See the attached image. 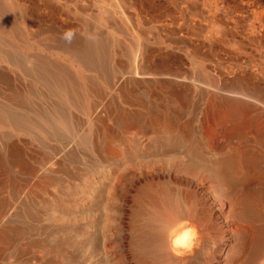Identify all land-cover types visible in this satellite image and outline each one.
<instances>
[{
	"label": "rangeland",
	"instance_id": "rangeland-1",
	"mask_svg": "<svg viewBox=\"0 0 264 264\" xmlns=\"http://www.w3.org/2000/svg\"><path fill=\"white\" fill-rule=\"evenodd\" d=\"M13 1L18 11L7 16L28 48L0 40V197L11 206L0 231L24 235L0 240V264H186L161 261L156 246L193 225L206 240L200 264H246L264 221V0ZM139 46L146 77L133 87ZM77 54L94 63L83 70ZM58 67L92 78L94 109L52 89ZM171 102L181 110L168 127L179 136L191 127L184 144L161 136L162 121L148 123L155 106ZM16 146L19 160L9 154ZM188 148L196 154L181 153ZM216 152L236 161L228 192L202 168H185L189 157L209 164ZM253 203L256 217H238ZM60 211L68 216L57 219ZM170 218L174 227L162 231L159 221Z\"/></svg>",
	"mask_w": 264,
	"mask_h": 264
},
{
	"label": "bare ground",
	"instance_id": "bare-ground-1",
	"mask_svg": "<svg viewBox=\"0 0 264 264\" xmlns=\"http://www.w3.org/2000/svg\"><path fill=\"white\" fill-rule=\"evenodd\" d=\"M5 2V4L7 3V5H3L2 0L0 1V40L3 38H6L8 42H10L9 44H11L12 46H16L19 48L20 45L24 46L25 48H28L27 43L23 42V41H19V37L20 34L18 32V28H16V26L14 25L13 21L11 20L12 17L7 16V15H13V13H16L17 10V6L16 3L12 0H3ZM18 19V18H17ZM26 32V31H25ZM47 33V32H45ZM10 39V40H9ZM14 39V40H13ZM26 41V40H25ZM97 42V41H96ZM98 43V42H97ZM63 44V43H62ZM99 44V43H98ZM0 45H1V41H0ZM3 45V44H2ZM4 47V46H3ZM64 47V46H63ZM100 47V46H99ZM1 48V47H0ZM61 48V46H60ZM98 49V48H97ZM27 50V49H26ZM29 50V49H28ZM86 50V49H85ZM61 51V50H59ZM75 51V50H74ZM82 52V51H81ZM5 53V50H4ZM28 53V52H27ZM135 54V52L133 53ZM132 54V55H133ZM28 55V54H27ZM146 55V47H142L139 46L138 48H136V54L135 56L133 55L132 59H133V65L131 66V71H135L136 74V79L134 77V81L130 82V85L133 86V84L139 85V80L142 77H146V70L142 68V63H143V58ZM88 56V55H87ZM86 55H79L77 54L74 58L77 59L80 63V68H82L83 70H86L89 68V66L94 63L93 58L91 59L89 56L87 57ZM3 57L2 51L0 49V58ZM17 57V56H16ZM21 57V56H20ZM26 59V58H25ZM146 59V58H145ZM21 64V63H20ZM36 64V63H35ZM97 64V63H96ZM41 65V64H39ZM59 65V64H58ZM65 65V64H64ZM98 65V64H97ZM145 64H143L144 67ZM48 66V65H47ZM99 66V65H98ZM71 67V66H70ZM145 68V67H144ZM76 68H74L75 70ZM92 69V68H91ZM99 69V68H98ZM125 69V68H124ZM133 69V70H132ZM40 70V69H39ZM50 70V69H49ZM93 70V69H92ZM6 71V70H5ZM95 71V70H93ZM36 72V71H34ZM48 72V71H47ZM40 73V72H39ZM55 80L53 81L51 87L52 89H54L57 93H59L58 95L61 96L63 99L65 100H69L71 102H75V104H79L80 107L78 105H76L79 109L81 110H85L88 112V110H91V108L94 109V107H92L93 105H91V103L87 100L86 97V93L88 92V90L90 89V85L92 84V78H90L89 76H85L82 70H78L75 72H71L70 70H66V69H61L58 67L57 70H55ZM94 73V72H93ZM52 74V73H51ZM101 74V73H100ZM46 75V74H45ZM102 75V74H101ZM110 75V74H108ZM3 76V75H2ZM44 76V75H43ZM133 76V75H132ZM4 77V76H3ZM33 77V76H32ZM94 77V76H93ZM104 77V76H103ZM19 78V77H18ZM111 78V77H110ZM2 79V78H1ZM33 79V78H32ZM109 79V77H108ZM3 80V79H2ZM7 79H5L6 82ZM1 81V80H0ZM3 82V81H1ZM7 82H9V80H7ZM47 82V81H46ZM143 82V81H142ZM243 82V80H242ZM24 83V82H23ZM244 83V82H243ZM246 83V82H245ZM21 84V83H20ZM43 84V83H42ZM46 84V83H44ZM105 84V83H104ZM111 84V83H109ZM95 85V84H94ZM244 85V84H243ZM97 86V85H96ZM95 86V87H96ZM5 87V86H4ZM19 87V86H18ZM17 87V88H18ZM42 87V86H40ZM134 87V86H133ZM143 87V85H142ZM145 87V86H144ZM259 87V86H258ZM43 88V87H42ZM97 88V87H96ZM96 90V89H95ZM251 90V89H250ZM256 90V89H255ZM258 90V89H257ZM45 91V90H44ZM239 91V90H238ZM6 92V91H5ZM24 92V91H23ZM90 92V91H89ZM100 92V91H99ZM3 93V92H2ZM7 93V92H6ZM5 93V94H6ZM30 93V92H29ZM28 93V94H29ZM32 93V92H31ZM35 93V92H34ZM47 93V92H46ZM146 92L143 90L142 94H145ZM253 93V91L251 92ZM256 93V91H255ZM9 94V93H8ZM254 94V93H253ZM17 95V94H16ZM15 95V97H16ZM94 95V94H93ZM255 95V94H254ZM31 96V95H29ZM101 96V95H100ZM99 96V98H100ZM136 96V95H135ZM10 97V96H9ZM8 97V98H9ZM13 97V96H11ZM26 97V95H25ZM142 97V96H141ZM29 98V97H28ZM97 98V97H96ZM95 98V99H96ZM140 98V97H139ZM2 99V98H1ZM11 99V98H10ZM13 99V98H12ZM16 99V98H15ZM14 99V100H15ZM27 99V98H26ZM41 99V98H39ZM141 99V98H140ZM9 100V99H8ZM7 100V101H8ZM91 100V99H90ZM144 100V99H142ZM11 101V100H9ZM13 101V100H12ZM44 101V100H43ZM98 101V100H97ZM95 101V102H97ZM13 103V102H12ZM11 103V104H12ZM59 104V103H58ZM70 104V103H69ZM96 104V103H95ZM94 104V105H95ZM16 105V104H15ZM14 105V106H15ZM43 105V104H42ZM21 106V105H20ZM49 106V105H48ZM2 107V106H1ZM0 107V108H1ZM6 107V106H5ZM15 107H18V105H16ZM73 107V106H72ZM4 108V107H3ZM9 108V107H8ZM14 108V107H13ZM29 108V107H28ZM53 108V107H52ZM56 108V107H55ZM69 108V107H68ZM163 109L165 108H160L159 105L155 106L154 109H152L150 111L151 113V118L148 121V123H154L156 121H162L163 122V126H162V130H161V136L165 139H177V143H185L186 140H188V130H190V126L188 125V128L186 129V131L183 133L182 136H179L178 134H176L174 132V130L170 129L168 127V121L172 120V119H176L177 116L179 115V111L181 110L180 106L175 105L174 102H171V104H169V108L163 111ZM57 110V109H56ZM54 111V110H53ZM61 111V110H60ZM67 111V110H66ZM99 111V110H98ZM2 112V110H1ZM11 112V109H10ZM20 112V111H19ZM22 112V111H21ZM27 112V111H26ZM164 112V113H163ZM37 113V112H36ZM53 113V112H52ZM56 113V112H55ZM96 113V112H95ZM18 114V113H17ZM94 114V113H93ZM9 115V114H8ZM16 115V114H14ZM34 115V114H33ZM91 115V114H90ZM96 115V114H95ZM111 115V114H110ZM6 116V115H5ZM44 116V115H43ZM94 116V115H92ZM99 116V115H98ZM2 117V116H1ZM0 117L1 122H3V118ZM11 117V116H10ZM20 117V116H19ZM55 117V116H54ZM64 117V116H63ZM103 117V116H102ZM12 118V117H11ZM44 118V117H43ZM93 118V117H92ZM7 119V117L5 118ZM23 119V118H22ZM42 119V118H41ZM96 119V118H94ZM93 119V120H94ZM8 120V119H7ZM69 120V119H68ZM73 120V118H72ZM71 120V121H72ZM23 121V120H22ZM67 120H64V122H66ZM99 121V120H98ZM7 122V121H6ZM49 122V121H48ZM68 122V121H67ZM70 122V121H69ZM18 123V122H17ZM47 123V122H46ZM73 123V122H72ZM146 123V122H145ZM9 124V123H8ZM12 124V123H11ZM40 124V123H39ZM62 124V122H61ZM97 124V122H96ZM95 124V125H96ZM2 125V124H1ZM18 125V124H17ZM16 125V126H17ZM25 125V124H24ZM65 125H68L67 123ZM71 125V124H70ZM161 125V124H160ZM12 126V125H11ZM14 126V125H13ZM46 126V125H45ZM60 126V125H59ZM73 126V124H72ZM5 127V125H4ZM19 127V125H18ZM26 127V126H25ZM29 127V126H27ZM26 127V128H27ZM63 127V126H62ZM66 127V126H65ZM74 127V126H73ZM90 127V126H89ZM24 128V129H26ZM99 128V127H98ZM7 129V128H6ZM13 129V128H12ZM15 129V128H14ZM20 129V128H19ZM30 129V128H29ZM62 129V128H61ZM106 128H104L105 131ZM21 130V129H20ZM28 130V129H27ZM63 130V129H62ZM68 130H70L68 128ZM73 130V129H72ZM79 130V129H78ZM101 130V129H100ZM100 130L98 129V132L100 133ZM10 131V130H9ZM24 131V130H21ZM33 132V128L32 130H29ZM28 132V131H27ZM90 132V131H89ZM88 132V133H89ZM29 133V132H28ZM65 133V132H63ZM82 133V132H81ZM85 134H87L85 132ZM94 134V133H93ZM98 134V133H97ZM106 134V132H105ZM108 134V132H107ZM104 135V134H103ZM139 135V134H138ZM81 136V135H80ZM87 136V135H86ZM89 136V135H88ZM77 137V136H76ZM90 137V136H89ZM88 137V138H89ZM103 137V136H101ZM108 137V136H107ZM85 138V137H83ZM109 138V137H108ZM17 139V138H16ZM103 139V138H102ZM137 139V138H135ZM139 139V138H138ZM86 141L89 139H85ZM112 140V139H110ZM114 140H116L114 138ZM84 141V140H83ZM85 141V142H86ZM29 142V141H28ZM104 142V141H103ZM111 142V141H110ZM116 142V141H115ZM16 143V142H15ZM27 143V142H26ZM106 143V142H105ZM120 143V142H119ZM176 143V144H177ZM122 144V143H121ZM120 144V145H121ZM204 148L206 150H208L209 152H213L215 149V146L213 143L211 142H204ZM2 145V144H1ZM92 145V144H91ZM95 146V145H94ZM44 147V146H43ZM99 147V146H98ZM123 147V146H122ZM95 148V147H94ZM130 148V147H129ZM136 148H139L136 146ZM10 149V148H9ZM96 149V148H95ZM98 149V148H97ZM132 149V148H130ZM135 149V148H134ZM142 149V148H141ZM99 150V149H98ZM11 152L9 154H11V158L14 160H19L21 158L22 155V148L20 146H16L15 148H12L10 150ZM90 151V150H89ZM123 151V149H122ZM133 151V150H132ZM137 151V150H136ZM135 151V152H136ZM3 152V151H2ZM6 152V151H5ZM51 152V151H50ZM196 154V149L194 148H188L186 149V151H183L181 153H186L187 157L190 154ZM48 153V152H47ZM169 154L171 153V155H173L174 157L178 155L177 151L171 150V152H168ZM180 153V152H179ZM217 153V152H216ZM163 154V153H162ZM167 154V153H166ZM218 157H215L214 160H212L209 164H202L201 161H198V159H196L197 157H195V155H193V157H189V161L188 163L186 162L185 164V168L188 169L189 171H191L192 173L195 172L198 168H202L206 173L207 176L209 177L210 181H211V185L212 187L217 190L218 192H228L229 190L232 189V185L230 183V181L228 182V177L231 178V175L234 173V166H235V159L234 156H232L229 153H225L224 155L221 153H217ZM220 154V155H219ZM26 155V154H25ZM48 155V154H47ZM108 155V154H107ZM142 155V154H140ZM151 155V154H150ZM168 155V154H167ZM253 155V154H252ZM7 156V155H6ZM44 156V155H42ZM155 156V155H154ZM183 156V155H182ZM3 157V156H2ZM55 157V156H54ZM140 157V156H139ZM152 157V156H151ZM208 157V156H207ZM214 157V156H213ZM32 158V157H31ZM141 158V157H140ZM143 158V157H142ZM11 159V160H12ZM35 159V158H34ZM105 159V158H104ZM133 159V158H132ZM159 159V158H158ZM172 159V158H171ZM170 159V161H171ZM7 160V159H6ZM145 160V159H144ZM147 160H149V158H147ZM157 160V159H156ZM161 160V159H160ZM203 160V159H202ZM207 160V159H206ZM10 161V160H9ZM40 161V160H39ZM168 161V162H170ZM173 161V160H172ZM4 162V161H3ZM21 162V161H20ZM148 162V161H146ZM156 162V161H154ZM165 162V161H164ZM183 162V161H182ZM60 164V163H59ZM20 165V164H19ZM96 165V164H95ZM184 165V164H183ZM64 166V165H63ZM85 166V165H84ZM181 168V167H180ZM185 168L183 170H185ZM66 170V169H65ZM86 170V169H85ZM92 170V169H91ZM62 171V170H61ZM89 173V172H88ZM70 174V173H69ZM74 175V174H73ZM87 175V174H86ZM228 177H227V176ZM71 176V175H70ZM109 176V175H108ZM112 176V175H111ZM68 177V176H67ZM86 177V176H85ZM93 177V176H92ZM71 178V177H70ZM63 179V178H62ZM88 179V178H87ZM87 179L84 178L82 180H86ZM93 180V179H91ZM90 181V180H89ZM95 181V180H94ZM82 182V181H81ZM84 182V181H83ZM69 183V182H68ZM73 183V182H72ZM96 183V182H94ZM92 184V182H91ZM111 184V183H109ZM76 185V184H75ZM84 185V184H83ZM236 185V184H235ZM89 187V185H88ZM110 187V186H109ZM93 188V187H92ZM82 189V187H81ZM87 189V188H86ZM91 189V188H90ZM3 190V189H2ZM96 190V189H95ZM45 191V190H44ZM77 191V190H76ZM86 191V190H85ZM2 192V191H1ZM15 192V191H14ZM48 192V191H47ZM80 192H83L80 190ZM79 192V193H80ZM103 192V191H102ZM108 192V191H107ZM5 193V191H4ZM85 193V192H84ZM83 193V194H84ZM89 193H91L89 191ZM96 193V192H95ZM95 193H93L92 195H94ZM2 194V193H1ZM11 194V193H10ZM73 194V193H72ZM71 194V196H72ZM75 194V192H74ZM81 194V193H80ZM227 194V193H226ZM3 195V194H2ZM78 195V194H77ZM90 195V194H89ZM222 195V194H221ZM56 196V195H55ZM86 197H88L86 195ZM91 197V196H90ZM102 198V197H101ZM59 199V198H58ZM57 199V200H58ZM62 200V199H61ZM94 200V199H93ZM43 201V199L41 200ZM40 201V202H41ZM248 201V200H247ZM246 200H242L239 204L240 207L241 206H248ZM39 202V201H38ZM62 202V201H61ZM64 202V201H63ZM67 202V201H66ZM104 202V201H103ZM249 202V201H248ZM54 203V202H53ZM52 203V204H53ZM60 203V202H59ZM68 203V202H67ZM251 203V202H249ZM58 203H56L55 205H57ZM66 204V203H65ZM69 204V203H68ZM71 204V203H70ZM183 204V203H182ZM259 204V203H258ZM48 205V204H47ZM63 205V204H62ZM40 206V205H39ZM54 206V205H53ZM58 208L60 206L57 205ZM261 206V205H260ZM259 205H256L255 203H253V208L249 207V209L243 207V210H240V212H237L238 217L244 219V218H252L253 216H255V214L257 213V210H259L260 208ZM42 207V206H41ZM45 207V206H44ZM55 207V206H54ZM66 207V206H65ZM73 208V205L71 206ZM180 207V206H179ZM178 207V205L176 204V210H179L180 208ZM43 208V207H42ZM41 208V209H42ZM61 208V207H60ZM63 208V207H62ZM94 208V207H93ZM50 209V208H49ZM71 209V208H70ZM11 210V206L9 205V203L5 200V198L0 197V219H3L5 216H7V214L9 215V212ZM66 210V209H64ZM68 210V209H67ZM89 210L92 212V210L89 208ZM40 211V210H39ZM45 211V210H43ZM47 212V211H45ZM54 212V211H53ZM50 212V216H52V213ZM61 212V211H60ZM68 212V211H67ZM85 212V211H84ZM66 214V212H64ZM63 213V211L59 214V215H54L57 217V219H64L66 216ZM70 213V211H69ZM90 213V212H89ZM41 214V213H40ZM55 214V212H54ZM46 216V214H44ZM72 215V214H71ZM262 215V214H261ZM260 215V216H261ZM177 216V215H175ZM36 217V216H35ZM39 218V217H38ZM68 218V217H67ZM44 219V218H43ZM69 219V218H68ZM261 219V218H259ZM40 220V218H39ZM42 220V219H41ZM52 220V219H51ZM60 221V220H59ZM261 221V220H259ZM160 223V227H162V231H167L169 232L173 227H174V222L171 221V218L168 220H162L159 221ZM157 225V224H156ZM258 225V224H257ZM159 228V227H158ZM259 230V234L257 236V239L254 240V242L251 244V246L249 247V257L246 261V264H262V262L264 261V221H262L261 225L258 227ZM160 232V231H159ZM189 233L190 235V246L189 247H180L177 248L172 244V240L169 238L167 239L166 237H161L158 240V245L156 246V248L158 247V249L160 250L158 252V255H162L163 258L160 257L161 261H170V255L174 256L178 261H182V262H187L186 264H200L199 262V254L201 252V250L204 247L205 244V238L203 237V232L201 231V229H199L198 227H196L195 225H193L192 227L182 230L177 234H182V233ZM162 233V232H161ZM24 235V230L20 229L19 227H12L9 230H1L0 231V240H4L6 244H11L13 241H15V238H19L22 237ZM152 241V240H151ZM3 250V249H2ZM89 250V249H88ZM178 252V253H174ZM247 254V253H246ZM93 255V254H92ZM90 257V256H89ZM95 257V256H94ZM172 263L175 264V262L171 261ZM48 264H54V262H49ZM91 264V263H90Z\"/></svg>",
	"mask_w": 264,
	"mask_h": 264
},
{
	"label": "clouds",
	"instance_id": "clouds-1",
	"mask_svg": "<svg viewBox=\"0 0 264 264\" xmlns=\"http://www.w3.org/2000/svg\"><path fill=\"white\" fill-rule=\"evenodd\" d=\"M63 38L67 41V42H71V40L74 38V33L71 30L66 31L63 34ZM172 244L177 247H189L190 246V235L189 233L185 232L182 234H176L174 235V238L172 240Z\"/></svg>",
	"mask_w": 264,
	"mask_h": 264
}]
</instances>
